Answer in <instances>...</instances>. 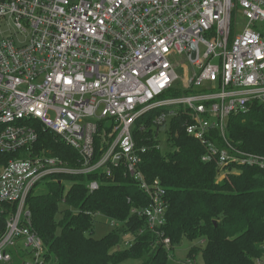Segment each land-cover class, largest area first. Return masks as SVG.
<instances>
[{"label": "built area", "instance_id": "built-area-1", "mask_svg": "<svg viewBox=\"0 0 264 264\" xmlns=\"http://www.w3.org/2000/svg\"><path fill=\"white\" fill-rule=\"evenodd\" d=\"M256 104L264 108V0H0V264H47L28 206L37 187L60 176L114 180L115 170L148 200L131 212L145 226L125 234L118 249L149 231L174 259L167 190L148 181L145 156L163 148L165 126L183 116L221 179L242 167L264 171V155L228 137L230 119ZM152 113L160 142L140 146L135 131H148ZM41 132L75 150L79 165L37 151ZM105 179L90 182L89 193ZM87 214L112 230L124 225ZM259 250L254 263L264 264V241Z\"/></svg>", "mask_w": 264, "mask_h": 264}, {"label": "trees", "instance_id": "trees-1", "mask_svg": "<svg viewBox=\"0 0 264 264\" xmlns=\"http://www.w3.org/2000/svg\"><path fill=\"white\" fill-rule=\"evenodd\" d=\"M156 114L152 113L145 123L148 131H135L138 145L160 142L153 139ZM184 121L179 116L165 126L169 149L150 151L142 165L148 181L159 179L167 190L166 236L174 248L184 240L202 244L204 247H192L186 257L197 261L200 256L203 264H255L259 245L264 241V171L242 167L218 181L219 167L203 162L206 149L186 133ZM228 134L236 148L264 155L263 106L256 104L249 114L232 117ZM147 138L151 139L146 141ZM36 150H46L71 166L79 165L77 152L54 133L41 132ZM99 155L97 150L96 157ZM114 174V180L104 176L101 179V174L60 176L58 181L46 183L43 193H31L28 206L33 228L47 248V264L169 263L166 249L152 248L155 236L149 231L139 236L132 248L118 249L125 234L145 226V220L131 212L135 207L146 206L148 200L122 170H115ZM61 179L64 182L60 183ZM103 179L106 184L89 193L90 182ZM65 181H73V185L68 189ZM87 213H101L124 225L98 240L94 238L97 221ZM4 230L5 218L0 234Z\"/></svg>", "mask_w": 264, "mask_h": 264}, {"label": "rangeland", "instance_id": "rangeland-1", "mask_svg": "<svg viewBox=\"0 0 264 264\" xmlns=\"http://www.w3.org/2000/svg\"><path fill=\"white\" fill-rule=\"evenodd\" d=\"M202 51H204V49L202 48ZM189 64V62H188ZM180 73H182V70H179ZM173 96H163L161 97L160 99H169V98H172ZM161 144L163 146V148H165V150H168V143L165 139V136L164 134H162V137H161ZM15 158H18V157H15ZM225 178H218V181H222L224 180ZM66 182V185L67 187H69V183H71L70 181H65ZM45 184L43 183L41 186L38 187V189L36 190L37 192H40V193H43L45 191ZM61 216L58 217V219H60ZM96 234L94 235V238L95 239H102L104 238L108 233H110L112 231L111 228H109L108 225H106V219H101V218H97L96 219ZM132 232V231H131ZM130 233V232H129ZM124 243L121 244V246H123ZM194 246H202V244H199V242H189V241H186L184 240L180 245H177L175 246L174 250L172 251L173 255H174V259H171V257H169L170 261L168 264H179V263H182V261L184 259H186L189 251L192 249V247ZM155 247L154 244L152 245V248ZM204 247V246H202ZM126 248V247H125ZM123 249V247H122ZM47 262V261H46ZM179 262V263H178ZM197 262L198 264H203V260L202 258H200V256L197 257ZM139 262H135V261H132L130 262L129 264H138ZM17 264H22L21 262L20 263H17Z\"/></svg>", "mask_w": 264, "mask_h": 264}, {"label": "water", "instance_id": "water-1", "mask_svg": "<svg viewBox=\"0 0 264 264\" xmlns=\"http://www.w3.org/2000/svg\"><path fill=\"white\" fill-rule=\"evenodd\" d=\"M191 47L193 49L192 58L194 59L196 57V49H195V47L193 45Z\"/></svg>", "mask_w": 264, "mask_h": 264}]
</instances>
